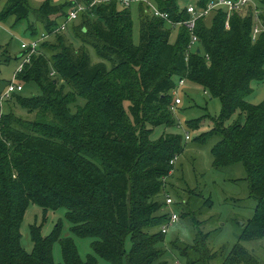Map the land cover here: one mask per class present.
Instances as JSON below:
<instances>
[{"label":"trees","instance_id":"trees-1","mask_svg":"<svg viewBox=\"0 0 264 264\" xmlns=\"http://www.w3.org/2000/svg\"><path fill=\"white\" fill-rule=\"evenodd\" d=\"M77 1L85 9L70 22L80 23L78 36L69 27L79 44L75 47L60 39L62 32L53 31ZM209 1L154 0L172 23L151 15L139 1L138 45L132 42L131 4L44 0L30 9L27 0L5 1L0 22L34 15L49 35L14 74L22 89L35 83L40 94L26 97L19 94L22 89L12 93L3 101L8 110L0 112V264H58L52 258L55 241L61 246L62 264H97L94 256L111 264H152L159 259L165 235L161 227L168 216L153 215L155 198L164 194L161 177L173 167L169 162L182 153L186 139L179 132L154 141L150 136L158 126H176L172 106L179 80L202 86L221 101L217 119L205 113L185 125L195 130L206 117L212 121V127L196 137L197 143L218 136L211 148L213 166L241 162L256 204L228 251L212 250L210 232H202L200 224L192 244L174 240L171 246L185 264L215 259L219 264H262L241 242L264 237V100L246 101L253 92L250 83L264 81V31L251 39L254 18L264 26V0H255L245 15L232 13L228 26L225 9L211 12L208 24V16H200L195 21L197 45L185 55L189 32L179 24L190 17L185 7L191 3L199 11ZM174 24L180 28L170 41ZM30 34L29 39L36 36ZM88 48L98 61L92 62ZM61 80L74 91L65 92ZM79 98L85 103L74 105L76 113H71ZM18 107L33 119H22L27 116L15 113ZM233 114L236 120L226 125ZM31 203L44 211L64 209L71 231L90 238L93 255L80 258L72 238L61 237L60 222L48 236L30 225L33 246L26 251L19 228Z\"/></svg>","mask_w":264,"mask_h":264},{"label":"rangeland","instance_id":"rangeland-1","mask_svg":"<svg viewBox=\"0 0 264 264\" xmlns=\"http://www.w3.org/2000/svg\"><path fill=\"white\" fill-rule=\"evenodd\" d=\"M5 1H0V11ZM42 1L44 0H27V4L31 9L37 7L35 5ZM69 1L71 0H52V3L58 4ZM145 1L155 5L154 0ZM138 4L134 2L128 6L132 17V42L135 45L139 44ZM145 5L147 6V4ZM255 5L256 1L251 0L250 4L245 6L243 11L239 13L245 15L248 8L254 7ZM74 7L77 8V5L73 4L66 12ZM65 18L62 17L59 21L65 20ZM211 18L212 15L208 16L205 22L208 24ZM76 22L73 26H71L72 23L66 26L65 30L61 33L60 39L62 38L66 44L71 43L76 45L75 47H78L79 44L75 42L77 38L76 36L74 37V33L72 34L69 28L71 26L75 30L74 32H77V36L80 35V23H78L79 21ZM171 26L170 41L174 39L177 30L180 28L178 24ZM43 29L42 23L40 20L37 21L34 15L21 20H15L13 16L5 17L0 22V87L12 79L13 73L22 62L21 57H18L21 50L20 42H27L32 37L31 32H36L35 37H38L42 32H45ZM88 51L92 62L98 61L94 50L88 48ZM59 84L63 85L65 92L74 91L66 84L65 80L59 81ZM250 85L253 92L247 96L246 101L248 100L254 104L262 102L264 100V81L258 84L252 81ZM176 93L174 94V98L177 96L181 100V104L177 105L173 111V116L177 119L176 126L171 128L158 126L150 136V139L154 141L164 133L179 132L189 134V138L184 141V150L175 159L173 167L165 176L161 177L163 181L162 191L164 194L155 198V202L158 205L155 207L156 212L153 214L154 216L164 214L166 218L169 212L176 211L178 219L174 224L169 226L164 235V241L159 245L163 249V252L159 259L152 264H185V259L179 255L175 248L173 249L171 243L174 240H178L182 243L192 244L194 242L193 238L197 225L199 224L202 232H210L208 246L212 250L217 251L221 247H225V250L228 251L238 241L237 237L242 231L245 222L253 216L254 206L256 204V200L249 192L245 169L241 162L218 168L213 166L211 162V148L217 142L218 136L211 137L202 143H197L196 137L202 131L209 130L213 125L212 121L206 117L199 128L195 130L185 125L186 120L201 118L205 113L217 119L221 110V101L219 98L211 97L208 92H205L202 86L192 84L188 80H185L179 86ZM19 94L30 97L40 94V91L35 83H28L23 85V89ZM84 103L85 100L83 98L75 99L71 113H76L74 105L79 106ZM5 104L4 102L2 103L0 112L8 110ZM124 106L127 108V102L124 103ZM15 113L27 116L26 118L21 117L22 119H33V114L27 115L19 107L17 110L15 109ZM236 118L237 116L233 114L232 118L226 121L225 124H232ZM165 196H170L172 199L173 204L170 207L171 210H168L163 204ZM65 213L62 208L44 211L37 204H29L24 211L19 228L21 244L25 250L30 252L33 246L29 235L30 225L39 226L41 228V234L48 236L54 229V226L60 222L62 228L61 237L70 236L72 238L80 258L83 259L86 255H93L90 238H80L75 235L71 231L70 223L65 218ZM241 243L262 264L264 263V237L251 241H243ZM129 245L130 241H127L125 245L126 250L129 249ZM94 257L97 259V264H111L104 257ZM52 258L55 263H63L61 246L58 241H55L53 244ZM210 264H219V259L212 260Z\"/></svg>","mask_w":264,"mask_h":264},{"label":"built area","instance_id":"built-area-1","mask_svg":"<svg viewBox=\"0 0 264 264\" xmlns=\"http://www.w3.org/2000/svg\"><path fill=\"white\" fill-rule=\"evenodd\" d=\"M96 1V0H95ZM99 1V0H97ZM118 1L121 5L124 6H128L133 2H144L145 4H147V11H149V13L151 15L163 18L164 20H167L168 22L170 20H168V15L162 11H160L154 4H150L148 1L146 2L145 0H116ZM251 0H210L206 7L202 10H195V7L193 6V4L188 3L185 7V9L187 10V12L190 14V17L186 20H184L183 22H180L179 24H182L183 26H186L188 32H189V44L187 46V50L185 52V55H187L190 51H192L196 45H197V37L194 33L195 31V21L200 17V16H204L207 17L210 15L211 12H213L215 9L218 8H222L225 9L226 11V21H225V25H227V21L229 16L234 13V12H241L243 11V8H245V6H248L250 4ZM77 8H72L67 12L66 18L65 20H62V22L55 28V30L53 31V33L55 32H62L65 30L66 26L68 23L74 21L77 19V16L79 15V12L85 9V5H83L81 2H76ZM255 22H254V26L252 29V34H251V39L255 40L256 36L261 32L264 31V26L259 24L257 22V18L255 17ZM170 23H172L170 21ZM49 34L42 32L38 37H34L32 39H29L27 42H21V49L22 52L21 53V63L18 66L17 70L13 73V77L12 79L7 83L6 87L2 90V92H0V104L6 100L7 98L10 97V95L12 93H17L19 90L22 89V85L20 83H18L15 80V76L14 74L20 70V68L22 67V65L26 62H29V58L30 56H32V54L37 52V49L39 47V43L43 40H45L47 38ZM184 83V80H179V82L176 85V88L173 91V94H177V89L179 88L180 85H182ZM174 104L172 106V109H175V106L178 104H181V100L179 97H175L173 100ZM189 138V134L186 133L185 134V139L187 140ZM177 157L172 158V160L169 162V164H173L175 159ZM173 204L172 199L170 196H166L165 200H164V206L168 209L171 210L170 207ZM178 219V215L176 213V211H171L168 214V220L166 223H164L161 227V231L163 233H166L169 226L174 224V222Z\"/></svg>","mask_w":264,"mask_h":264},{"label":"crops","instance_id":"crops-1","mask_svg":"<svg viewBox=\"0 0 264 264\" xmlns=\"http://www.w3.org/2000/svg\"><path fill=\"white\" fill-rule=\"evenodd\" d=\"M21 51V50H20ZM20 53V52H19ZM18 56H19V54H18ZM1 107V106H0ZM1 111V110H0Z\"/></svg>","mask_w":264,"mask_h":264}]
</instances>
